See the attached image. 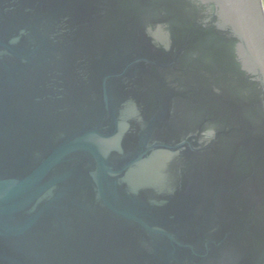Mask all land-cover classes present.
I'll return each instance as SVG.
<instances>
[{"label":"water","instance_id":"water-1","mask_svg":"<svg viewBox=\"0 0 264 264\" xmlns=\"http://www.w3.org/2000/svg\"><path fill=\"white\" fill-rule=\"evenodd\" d=\"M0 264H264L262 0H0Z\"/></svg>","mask_w":264,"mask_h":264},{"label":"crops","instance_id":"crops-1","mask_svg":"<svg viewBox=\"0 0 264 264\" xmlns=\"http://www.w3.org/2000/svg\"><path fill=\"white\" fill-rule=\"evenodd\" d=\"M263 1V5H264V0H262Z\"/></svg>","mask_w":264,"mask_h":264}]
</instances>
